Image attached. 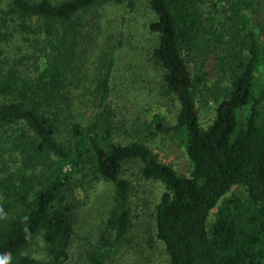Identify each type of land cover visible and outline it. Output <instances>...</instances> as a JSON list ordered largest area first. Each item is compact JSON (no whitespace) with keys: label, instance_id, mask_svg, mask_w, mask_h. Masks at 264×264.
<instances>
[{"label":"trees","instance_id":"16d2710c","mask_svg":"<svg viewBox=\"0 0 264 264\" xmlns=\"http://www.w3.org/2000/svg\"><path fill=\"white\" fill-rule=\"evenodd\" d=\"M7 1L0 16V264L68 261L79 174L113 185L104 232L88 255V264H112L131 229L133 188L121 177L128 161L141 163L142 179L164 186L154 220L170 264H264V0ZM141 4L152 13L145 24L152 43L127 85L157 100L124 122L113 97L130 93L114 85L125 24L106 67L95 74L84 67L112 26L104 13L115 7L134 13ZM252 7L262 15L250 29ZM93 14L96 24L87 18ZM14 17L30 49L17 57L2 49ZM213 60L230 70L223 84H209ZM79 91L98 102L88 125L75 116ZM212 102L216 117L204 128L199 106ZM65 130L68 142L60 140ZM170 135L185 150L188 176L149 146ZM235 186L246 198L226 200L209 227L212 211ZM39 239L44 260L28 254Z\"/></svg>","mask_w":264,"mask_h":264},{"label":"rangeland","instance_id":"374dc122","mask_svg":"<svg viewBox=\"0 0 264 264\" xmlns=\"http://www.w3.org/2000/svg\"><path fill=\"white\" fill-rule=\"evenodd\" d=\"M60 1V0H59ZM64 1V0H63ZM254 8V7H252ZM8 1L0 0V16L3 11H8ZM253 14L254 18L250 29L259 27V17L261 13L254 10L246 12ZM106 25L111 24L106 37H100L98 45L90 51V57L84 71H91L94 74L105 68L106 57L112 55L114 47L119 42V35L123 24L127 31L123 36L125 47L118 52L115 63L114 85L116 90H123L127 81L133 78L135 72H138L137 66L140 64L141 54L150 46L152 38L145 31V24L152 20V13L145 4L138 6L134 13H127L123 7H115L107 10ZM90 23H97L95 14L87 16ZM18 21L14 17L5 28L8 36L2 43V49L7 55L17 57L29 54L30 49L26 37L19 35L15 29ZM125 28V27H124ZM145 53V52H144ZM209 73V84L214 85L225 79L226 72L217 66L213 60L207 65ZM93 74V75H94ZM92 75V76H93ZM148 81V77H143ZM223 84V82H221ZM122 99L118 97L113 100L114 108L120 113V119L124 122H131L136 116H142V107L150 102L157 100L134 91ZM75 116L82 125H88L97 111L98 102L94 101L85 91L75 93ZM119 106V107H118ZM217 103H210L208 106H199L200 123L204 128H208L216 117ZM119 108H121L119 110ZM178 104L170 108L168 121L175 124V116L178 112ZM144 110V117H145ZM74 116V114H73ZM62 142L70 140L68 130H65L60 136ZM150 148L156 153L160 160L172 167L179 176H188L190 172V163L186 156L184 148L174 135L159 136L155 141L149 144ZM121 177L132 184L131 205V229L128 241L113 256L112 264H170L165 247L156 238L154 213L155 207L164 192V186L159 182L147 181L141 178V163L138 161H128L123 165ZM91 180V179H90ZM88 178L82 175H76L74 178V197H75V228L72 242L69 248V259L65 264H88V255L97 246L105 229L106 221L112 209L114 188L111 183L105 181H93L90 183ZM247 194L243 187L235 186L224 197L217 208L212 211L208 225L213 224L219 207L228 199L239 197L246 198ZM31 256L44 260L47 257L44 243L39 239L35 242L29 251Z\"/></svg>","mask_w":264,"mask_h":264}]
</instances>
